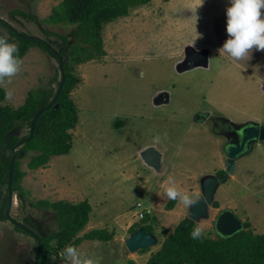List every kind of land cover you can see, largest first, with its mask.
I'll return each instance as SVG.
<instances>
[{
	"label": "rangeland",
	"instance_id": "374dc122",
	"mask_svg": "<svg viewBox=\"0 0 264 264\" xmlns=\"http://www.w3.org/2000/svg\"><path fill=\"white\" fill-rule=\"evenodd\" d=\"M61 2L0 0V19L44 39L77 78L69 92L78 116L69 130L71 148L36 169L27 167L34 152H24V196L21 201L13 193L11 218L45 237L57 230L54 213L35 202L86 200L88 221L76 236L102 228L112 237L68 245L95 264H145L197 204L185 207L169 200L164 195L167 177H174L181 191L203 196L206 181L225 175L198 214L196 227L217 239L216 218L230 210L244 231L264 233V142L250 141L230 160L226 152L241 140L245 126L264 125V51L254 50L251 59L240 62L218 56L227 39L230 0H204L196 22L189 11L192 0H149L102 24L101 53L78 42L72 34L76 24L52 20ZM195 29L202 37L193 47L188 43ZM0 34L9 37L1 24ZM20 59L21 70L7 85L13 99L2 102L11 108L23 104L32 89L54 93L61 77L59 58L41 48H28ZM20 132L24 135L26 128ZM156 136L161 140L154 144ZM146 154H153L152 159ZM145 225L155 243L129 251L125 240ZM30 234L0 219V264H34L37 242ZM49 243L46 264H67L59 253L68 245L56 249L53 240ZM52 255L55 261L49 259Z\"/></svg>",
	"mask_w": 264,
	"mask_h": 264
},
{
	"label": "trees",
	"instance_id": "16d2710c",
	"mask_svg": "<svg viewBox=\"0 0 264 264\" xmlns=\"http://www.w3.org/2000/svg\"><path fill=\"white\" fill-rule=\"evenodd\" d=\"M149 0H62L53 12V21L74 23L72 34L86 47L101 53L102 41L99 30L103 23L127 15L129 9L143 5ZM25 15L22 11H15ZM35 20V19H34ZM0 24L8 29L7 40L18 46V57L21 58L28 48L38 47L58 58L59 54L42 38L27 35L14 30L4 20ZM0 36H3L0 34ZM58 36L67 43V37ZM5 37V36H3ZM64 78L56 83L54 93L50 88H37L29 91L23 104L11 108L2 104L5 90L0 87V219L8 220L5 207L8 195V169L13 158L11 189L18 199L23 201L24 192L21 181L25 172L21 169V157L24 152H34L27 162L29 169L46 165L53 155L67 154L71 148L69 130L77 123V108L69 92L77 82L67 62H63ZM59 84L61 88L57 93ZM50 106L45 108L46 106ZM45 108L36 118L31 132V121L35 111ZM24 128L26 133L20 134ZM19 133V134H18ZM21 143L18 148L15 146ZM220 173L224 174L223 170ZM216 202L213 205L216 206ZM38 207L53 210L57 230L40 238L38 264H46L50 255V243L53 240L56 249L68 244H79L82 239H111L112 234L106 229H90L82 236H76L88 221L90 206L86 200L70 203L65 200L50 202L39 200ZM170 206H167L169 208ZM15 229L22 231L17 225ZM196 227L195 221L184 217L173 227L172 232L163 240L161 246L153 252L145 264H264V233L252 234L243 229L230 236L219 234L217 239L202 235L192 239L190 233ZM152 232L149 225L141 226ZM137 229V228H136ZM135 228L132 231L136 230ZM30 234V232L22 231ZM32 235V234H30ZM37 246V245H36ZM147 248L140 249L144 251ZM36 254V251H35ZM133 262H129V264Z\"/></svg>",
	"mask_w": 264,
	"mask_h": 264
},
{
	"label": "clouds",
	"instance_id": "9594fccd",
	"mask_svg": "<svg viewBox=\"0 0 264 264\" xmlns=\"http://www.w3.org/2000/svg\"><path fill=\"white\" fill-rule=\"evenodd\" d=\"M204 0H192L189 11L194 14L202 7ZM264 0H230L226 8V32L227 39L218 49L220 57H226L234 62L248 61L251 53L264 51ZM202 34L195 29V35L188 45L195 47V41L201 38ZM18 46L11 43L6 37L0 36V87L5 88V99L11 101L14 91L7 87L13 77L19 74L23 61L18 57ZM166 136V134H165ZM161 137L156 136L153 143H160ZM164 195L169 200H178L185 207L197 203L203 198L200 192L189 194L181 191L176 184L174 177L168 176L165 181ZM203 226L195 227L190 233L192 239H200L203 235ZM59 256L67 264H95V261L86 253L78 250L73 245L64 248ZM51 261L57 259L56 255L49 258Z\"/></svg>",
	"mask_w": 264,
	"mask_h": 264
},
{
	"label": "water",
	"instance_id": "95a60500",
	"mask_svg": "<svg viewBox=\"0 0 264 264\" xmlns=\"http://www.w3.org/2000/svg\"><path fill=\"white\" fill-rule=\"evenodd\" d=\"M59 58V67L61 70V77L60 81L62 82L64 78V73L62 70V64L63 60L61 56H58ZM61 88V84H59L57 93L59 92V89ZM46 106L45 108H48ZM45 108H39L35 111L33 115V119L31 121V132L33 129V124L36 120V118L43 112ZM253 140H258V141H263L264 142V125H248L245 126L242 129V137L241 140L235 144H229L227 146L226 152L228 154V159L230 160L233 158L236 154L239 152H242L246 146L247 143ZM21 145V143H18L15 148H18ZM150 154V151L148 152ZM146 154V158L149 160L152 159V155ZM13 158L11 159L9 163V169H8V195H7V203L5 207V216L8 218L9 221H11L14 225H17L22 231H27L32 233V235L35 237L37 246H36V254H35V259H34V264H38V258H39V252H40V238L33 233L27 226L21 224L19 221H16L11 218L10 216V208L11 205L13 204L14 197H13V192L11 189V182H12V164H13ZM225 178V175L222 177H218L216 179H209L208 181L205 182V190H204V195L203 199H200L197 204L194 206L193 209V214L191 215V218L195 221L198 214L200 211L203 209L205 202H210L211 199L213 198V188L217 185V182H222ZM215 229L216 231L222 235V236H230L234 234L235 232L239 231L242 229V224L240 220L235 216V214L230 211V210H223L216 218L215 221ZM155 243V238L150 232L145 231L142 228H139L135 231H133L129 237L125 240V246L129 251H136L139 249H144L152 244Z\"/></svg>",
	"mask_w": 264,
	"mask_h": 264
},
{
	"label": "built area",
	"instance_id": "2783aa9c",
	"mask_svg": "<svg viewBox=\"0 0 264 264\" xmlns=\"http://www.w3.org/2000/svg\"><path fill=\"white\" fill-rule=\"evenodd\" d=\"M145 212H146V213H149L150 211L147 209ZM145 212L140 213V215H139V219H142V218H143V214H145Z\"/></svg>",
	"mask_w": 264,
	"mask_h": 264
},
{
	"label": "crops",
	"instance_id": "0c3cea01",
	"mask_svg": "<svg viewBox=\"0 0 264 264\" xmlns=\"http://www.w3.org/2000/svg\"><path fill=\"white\" fill-rule=\"evenodd\" d=\"M138 7V6H137Z\"/></svg>",
	"mask_w": 264,
	"mask_h": 264
}]
</instances>
